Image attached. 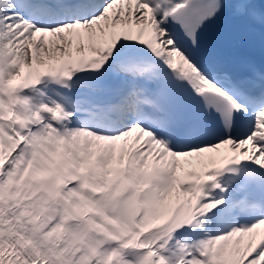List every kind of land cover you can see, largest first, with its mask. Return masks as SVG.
I'll return each mask as SVG.
<instances>
[{"label":"snow or ice","instance_id":"snow-or-ice-1","mask_svg":"<svg viewBox=\"0 0 264 264\" xmlns=\"http://www.w3.org/2000/svg\"><path fill=\"white\" fill-rule=\"evenodd\" d=\"M0 264H264V0H0Z\"/></svg>","mask_w":264,"mask_h":264}]
</instances>
